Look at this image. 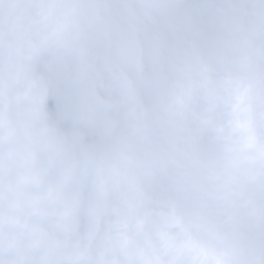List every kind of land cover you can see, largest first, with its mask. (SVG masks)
<instances>
[{
    "label": "clouds",
    "instance_id": "1",
    "mask_svg": "<svg viewBox=\"0 0 264 264\" xmlns=\"http://www.w3.org/2000/svg\"><path fill=\"white\" fill-rule=\"evenodd\" d=\"M0 264H264V0H0Z\"/></svg>",
    "mask_w": 264,
    "mask_h": 264
}]
</instances>
